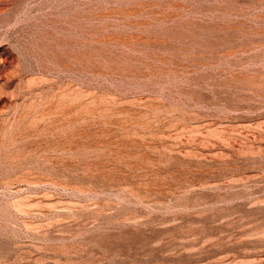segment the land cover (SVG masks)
Segmentation results:
<instances>
[{"label": "rangeland", "instance_id": "1", "mask_svg": "<svg viewBox=\"0 0 264 264\" xmlns=\"http://www.w3.org/2000/svg\"><path fill=\"white\" fill-rule=\"evenodd\" d=\"M0 264H264V0H0Z\"/></svg>", "mask_w": 264, "mask_h": 264}]
</instances>
